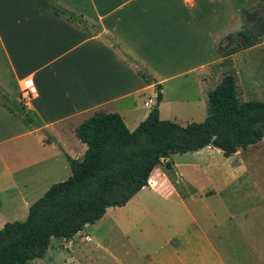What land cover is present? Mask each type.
<instances>
[{"label": "crops", "instance_id": "1", "mask_svg": "<svg viewBox=\"0 0 264 264\" xmlns=\"http://www.w3.org/2000/svg\"><path fill=\"white\" fill-rule=\"evenodd\" d=\"M51 1L83 22L44 0H0V229L70 176L66 157L81 160L86 150L75 129L95 113L118 114L133 131L159 91V118L187 125L226 66L235 77L245 71L243 92L256 85L244 55L264 43L225 55L244 0ZM24 83L36 89L27 107ZM257 144L232 162L219 163L213 147L207 159L205 148L191 161L170 155L126 205L50 245L42 264H264V195L245 166L250 151L264 159Z\"/></svg>", "mask_w": 264, "mask_h": 264}, {"label": "trees", "instance_id": "2", "mask_svg": "<svg viewBox=\"0 0 264 264\" xmlns=\"http://www.w3.org/2000/svg\"><path fill=\"white\" fill-rule=\"evenodd\" d=\"M57 16L76 24L83 21L51 0H44ZM239 43L230 55L264 40V16L237 32ZM138 75L150 84V76ZM161 94L145 120L130 131L115 113H95L75 129L86 145L81 160L66 157L70 176L54 183L29 207L23 221L7 222L0 229V264H30L42 259L53 238L69 240L86 225L98 222L108 208L123 207L143 187L155 166L173 154L219 149L225 157L246 151L264 138V102H241L237 82L225 75L207 94L206 117L181 126L158 116ZM28 120V116H24ZM169 167V165H167Z\"/></svg>", "mask_w": 264, "mask_h": 264}, {"label": "rangeland", "instance_id": "3", "mask_svg": "<svg viewBox=\"0 0 264 264\" xmlns=\"http://www.w3.org/2000/svg\"><path fill=\"white\" fill-rule=\"evenodd\" d=\"M241 3V0H236L235 4ZM239 6V4H238ZM263 15L264 16V0H244L242 7H240L239 12L236 14L237 20L236 22H231L229 26L226 29L227 34L229 38L228 41L224 42L227 46L225 48L230 49L232 46L235 44L239 43V38L237 36V32L242 29L243 26L249 25L252 23V21L256 18V16ZM231 25V26H230ZM236 25V26H235ZM222 41V40H221ZM264 43V40L261 42V44ZM221 44V42L219 43ZM224 51V47H220L218 50V53H222ZM215 50L211 49V53L213 54ZM247 55H244L245 58L249 59L250 61L247 63L248 65H251L252 69L251 71L254 74V78L256 82V85L254 86L253 93L250 95L249 93H245L242 91V88L244 87V72L242 71V74L239 76L235 77L237 79V97L239 101L241 102H247V101H259V102H264V45L258 46L257 48L253 49L249 53H246ZM215 55H212L214 57ZM231 60V59H229ZM232 61V60H231ZM230 61V62H231ZM233 63V62H232ZM242 63L244 64V60H242ZM230 64V63H229ZM228 64V65H229ZM224 74L223 75H232L236 72V69L234 65H229L228 67L226 66L225 69L222 71ZM149 74V73H148ZM223 78V77H222ZM221 81V80H220ZM251 81V82H253ZM171 86V85H168ZM214 85L211 86L213 88ZM212 91V90H211ZM191 96V94H189ZM194 112H191V116L194 119L195 123H200L204 120L206 116V107L202 109L201 107L194 106L192 109ZM170 121V120H169ZM183 121V120H180ZM173 122V121H172ZM179 124V123H177ZM181 126H185L186 123L179 124ZM257 145L264 146V139L261 140ZM208 148V149H207ZM211 147H205L206 152L203 153V156H200V159H207L209 156L214 155V152L210 150ZM214 150H219L217 148H212ZM259 151H262V147L258 148ZM210 150V151H209ZM220 151V150H219ZM216 154V153H215ZM191 155L190 153L188 156L189 159L188 161H191ZM180 155H178L175 159L174 162L176 164H181L185 163L184 161L186 159H178ZM193 156V155H192ZM221 159L219 158V163H222L221 161L225 160L226 162L233 161L231 160V157H225L223 153L220 155ZM216 159V158H214ZM246 167L248 168V174L253 178V181L258 183L260 186V191L264 195V159L263 157L258 154L255 150L249 152V156L246 158ZM26 216H18L16 221H23L25 220ZM106 222H103L102 224H105ZM59 239L53 238L50 242L51 246H54L57 243H59ZM46 254V253H45ZM43 259H37L32 261L31 263L33 264H42Z\"/></svg>", "mask_w": 264, "mask_h": 264}, {"label": "built area", "instance_id": "4", "mask_svg": "<svg viewBox=\"0 0 264 264\" xmlns=\"http://www.w3.org/2000/svg\"><path fill=\"white\" fill-rule=\"evenodd\" d=\"M36 97V89L32 85H27V83H24L22 85V88L20 90V104L23 107H27L31 104L32 100ZM146 106L150 107L151 101L149 100L146 104Z\"/></svg>", "mask_w": 264, "mask_h": 264}]
</instances>
